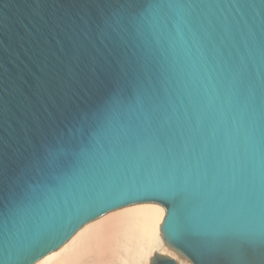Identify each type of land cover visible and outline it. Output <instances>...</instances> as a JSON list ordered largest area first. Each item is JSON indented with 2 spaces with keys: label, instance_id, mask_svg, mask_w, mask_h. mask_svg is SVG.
Here are the masks:
<instances>
[{
  "label": "water",
  "instance_id": "obj_1",
  "mask_svg": "<svg viewBox=\"0 0 264 264\" xmlns=\"http://www.w3.org/2000/svg\"><path fill=\"white\" fill-rule=\"evenodd\" d=\"M181 2L0 0V264H264V0Z\"/></svg>",
  "mask_w": 264,
  "mask_h": 264
},
{
  "label": "bare ground",
  "instance_id": "obj_2",
  "mask_svg": "<svg viewBox=\"0 0 264 264\" xmlns=\"http://www.w3.org/2000/svg\"><path fill=\"white\" fill-rule=\"evenodd\" d=\"M190 264L189 258L176 260ZM32 264H152L134 247L120 241H96L73 247L64 253Z\"/></svg>",
  "mask_w": 264,
  "mask_h": 264
},
{
  "label": "snow or ice",
  "instance_id": "obj_3",
  "mask_svg": "<svg viewBox=\"0 0 264 264\" xmlns=\"http://www.w3.org/2000/svg\"><path fill=\"white\" fill-rule=\"evenodd\" d=\"M184 5H187L188 7H193V4L190 2V0H182L181 3H179L180 7H183ZM175 29L183 28L184 30H187L191 32L192 30V17L191 16H185L183 13H178L176 19L171 22ZM139 182L145 184L149 187H156L159 188L162 191L170 192V191H176L181 188V185L183 183L182 178L178 174H169L167 172H164L163 170H152L148 169L146 172L142 171L140 173ZM120 194H131V190L127 193H124L121 191V188L119 185H113L108 187L103 193L100 195L103 196H112V195H120ZM97 196H93L92 199L95 201L97 199ZM90 206V205H89ZM38 243H43L42 239L37 238Z\"/></svg>",
  "mask_w": 264,
  "mask_h": 264
}]
</instances>
